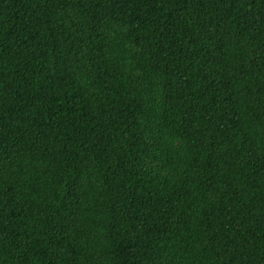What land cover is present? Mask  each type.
I'll list each match as a JSON object with an SVG mask.
<instances>
[{
  "label": "trees",
  "instance_id": "16d2710c",
  "mask_svg": "<svg viewBox=\"0 0 264 264\" xmlns=\"http://www.w3.org/2000/svg\"><path fill=\"white\" fill-rule=\"evenodd\" d=\"M0 264H264V0H0Z\"/></svg>",
  "mask_w": 264,
  "mask_h": 264
}]
</instances>
